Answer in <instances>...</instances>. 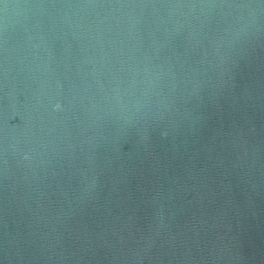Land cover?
Returning a JSON list of instances; mask_svg holds the SVG:
<instances>
[{
    "label": "water",
    "instance_id": "obj_1",
    "mask_svg": "<svg viewBox=\"0 0 264 264\" xmlns=\"http://www.w3.org/2000/svg\"><path fill=\"white\" fill-rule=\"evenodd\" d=\"M0 264H264V0H0Z\"/></svg>",
    "mask_w": 264,
    "mask_h": 264
}]
</instances>
